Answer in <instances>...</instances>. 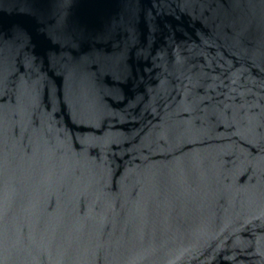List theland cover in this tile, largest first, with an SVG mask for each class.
Instances as JSON below:
<instances>
[{
  "label": "water",
  "instance_id": "water-1",
  "mask_svg": "<svg viewBox=\"0 0 264 264\" xmlns=\"http://www.w3.org/2000/svg\"><path fill=\"white\" fill-rule=\"evenodd\" d=\"M0 264H264V0H0Z\"/></svg>",
  "mask_w": 264,
  "mask_h": 264
}]
</instances>
